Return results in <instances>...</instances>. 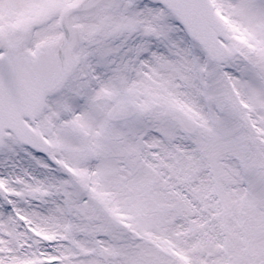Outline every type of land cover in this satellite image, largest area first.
Returning <instances> with one entry per match:
<instances>
[{"label": "snow or ice", "instance_id": "obj_1", "mask_svg": "<svg viewBox=\"0 0 264 264\" xmlns=\"http://www.w3.org/2000/svg\"><path fill=\"white\" fill-rule=\"evenodd\" d=\"M0 264H264V0H0Z\"/></svg>", "mask_w": 264, "mask_h": 264}]
</instances>
